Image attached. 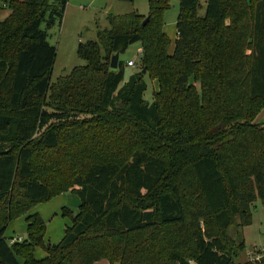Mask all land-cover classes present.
<instances>
[{
	"label": "trees",
	"instance_id": "trees-1",
	"mask_svg": "<svg viewBox=\"0 0 264 264\" xmlns=\"http://www.w3.org/2000/svg\"><path fill=\"white\" fill-rule=\"evenodd\" d=\"M67 1L0 0V264H237L229 229L264 206V0H204L203 15L179 0L172 48L169 1L148 0L145 25L112 18L78 44L85 64L51 82L47 30ZM133 43L141 68L124 81L110 60ZM69 191L78 210L60 206L71 223L48 244L29 211Z\"/></svg>",
	"mask_w": 264,
	"mask_h": 264
},
{
	"label": "rangeland",
	"instance_id": "rangeland-1",
	"mask_svg": "<svg viewBox=\"0 0 264 264\" xmlns=\"http://www.w3.org/2000/svg\"><path fill=\"white\" fill-rule=\"evenodd\" d=\"M168 1L169 7L163 13V29L172 41V48L176 33L175 22L178 14L179 0ZM200 4L201 8L198 10V14L203 15L205 12L204 0H200ZM148 10V0H132V2L129 0H68L61 22H56L47 30L48 41L56 48L55 61L51 69V82H54L57 77L68 73L72 68L85 64V61L77 56L78 44L89 40H96L98 30L110 29L112 18L137 12L143 15L142 22L146 18ZM8 13L9 10L3 5H0V20L4 19ZM41 27L44 28V24ZM139 51L141 52V46L138 43H133L124 53L119 55V59L124 61L125 65L124 81L127 80L130 74L140 71ZM101 55H103V50H101ZM128 61H133L135 66H129L127 64ZM143 70L145 72L144 68ZM146 83L147 88L143 97L146 101L150 102L156 83L149 79H146ZM254 122L264 124V109L257 115ZM63 195L65 196L60 199L62 201L59 204L66 205L72 209L73 213H76L79 203L78 197L70 191L64 192ZM58 199L52 200L51 203ZM58 212V218H62L60 209ZM53 213L51 212L44 219L46 226L49 225V230H52L51 236L56 232V222L51 224V220L55 217V215H52ZM251 216V223L249 225L241 227L239 226V220L235 219V223L229 229V235L234 245L238 246L242 243L244 247L235 256V262L237 264L254 261L264 254V206L258 199L251 208ZM65 220L67 221V219ZM19 236L23 237L22 234L15 237ZM104 262L103 260L102 263Z\"/></svg>",
	"mask_w": 264,
	"mask_h": 264
},
{
	"label": "crops",
	"instance_id": "crops-1",
	"mask_svg": "<svg viewBox=\"0 0 264 264\" xmlns=\"http://www.w3.org/2000/svg\"><path fill=\"white\" fill-rule=\"evenodd\" d=\"M63 196H65V195H63V193H61L60 195H57L54 198H52L50 201H48L46 203H41V204L35 206L30 211L32 213L33 212L39 213V215L43 219L48 217L51 212H56L57 213L55 215V217L51 220V224L56 222L55 223L56 232H55V234L53 236H51V231L52 230L51 231L49 230L50 229L49 225L46 226L44 240L48 244H56V243H58L59 240L62 238V236L64 234L65 228L67 226H69L70 223H71L70 220L67 217H62L61 216L62 218H58L59 207H60V205H63V204H59V203L62 201V200L60 201V199L63 198ZM56 198H59L58 199L59 201L57 200V201L51 203L52 200H55ZM65 219H67V221ZM55 220H59V221H55ZM25 231H26V223H25L24 217H19V218L15 219V220H13V221H11L9 223L8 228H7L6 232H5V235L7 237H15V236H18V235H21V234L24 236L25 235ZM34 256H35L36 259H41V258H43L45 256V252L41 248L36 247L35 250H34Z\"/></svg>",
	"mask_w": 264,
	"mask_h": 264
},
{
	"label": "water",
	"instance_id": "water-1",
	"mask_svg": "<svg viewBox=\"0 0 264 264\" xmlns=\"http://www.w3.org/2000/svg\"><path fill=\"white\" fill-rule=\"evenodd\" d=\"M112 13V12H111ZM148 20V17H146L143 21H142V25H145L146 22ZM118 58H119V53H115L110 60V67L112 69H116L117 68V64H118ZM144 72V70H143Z\"/></svg>",
	"mask_w": 264,
	"mask_h": 264
},
{
	"label": "built area",
	"instance_id": "built-area-1",
	"mask_svg": "<svg viewBox=\"0 0 264 264\" xmlns=\"http://www.w3.org/2000/svg\"><path fill=\"white\" fill-rule=\"evenodd\" d=\"M139 54H140V51H139ZM127 64H128L129 66H135L134 63H133V61H128ZM15 239H16V238L14 237L12 240H10V242L15 241ZM19 239H20V237L17 238V240H19Z\"/></svg>",
	"mask_w": 264,
	"mask_h": 264
}]
</instances>
